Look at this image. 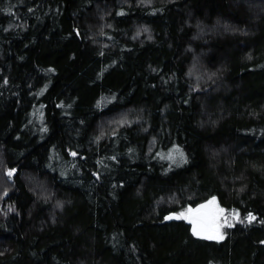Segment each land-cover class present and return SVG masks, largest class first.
<instances>
[{"label":"trees","instance_id":"1","mask_svg":"<svg viewBox=\"0 0 264 264\" xmlns=\"http://www.w3.org/2000/svg\"><path fill=\"white\" fill-rule=\"evenodd\" d=\"M0 264H264V0H0Z\"/></svg>","mask_w":264,"mask_h":264},{"label":"snow or ice","instance_id":"2","mask_svg":"<svg viewBox=\"0 0 264 264\" xmlns=\"http://www.w3.org/2000/svg\"><path fill=\"white\" fill-rule=\"evenodd\" d=\"M73 155H75V153H73ZM182 155V154H181ZM169 159L173 158L171 155H169L168 157ZM14 170H10L8 172V175L11 176L13 174ZM216 201L215 198H213L212 200L208 201L207 204L204 205H200L197 209H188V215L187 216H183V214L181 216H176L175 218L180 219V218H188V217H193L192 219V223H193V234L197 235V236H201L203 235L204 238L206 239H210V240H220L223 239V236L220 235L218 229L214 232V233H209V234H205V229L203 228L202 224H200L198 222V216L199 214L202 213L203 210L208 209L209 206L211 205H215ZM219 214H223V209H217L216 210ZM233 218H238L239 214L238 213H233ZM173 217H167V219H172ZM253 219H255V217H253L251 214H249L248 216V221L251 222ZM225 220L227 221V217H225Z\"/></svg>","mask_w":264,"mask_h":264},{"label":"rangeland","instance_id":"3","mask_svg":"<svg viewBox=\"0 0 264 264\" xmlns=\"http://www.w3.org/2000/svg\"><path fill=\"white\" fill-rule=\"evenodd\" d=\"M121 119L122 118H120V117L110 119V120L106 121L104 125L101 126V129L103 127H107V126L110 127L112 125H115L116 123L120 122ZM36 194L41 195V197H43V193L40 191H37ZM191 209H193V208H191ZM195 209H197V208H195ZM217 209H221V208L216 204L209 206V208L207 209L210 212L209 213L210 214V222L208 224H206L203 220L198 219V222L200 224H202L203 228L205 229V234L214 233L218 229L220 235H222L223 229L225 227H227L226 225L228 224V222L231 218L230 214L228 212H226L225 210L223 211V214H219L216 211ZM185 215L186 216L188 215V210L185 212ZM225 217H227V221L225 220Z\"/></svg>","mask_w":264,"mask_h":264},{"label":"water","instance_id":"4","mask_svg":"<svg viewBox=\"0 0 264 264\" xmlns=\"http://www.w3.org/2000/svg\"><path fill=\"white\" fill-rule=\"evenodd\" d=\"M209 213L210 212L207 209L203 210L202 213L199 214L198 219H201L206 224H208L210 222V214ZM168 217H172V216L169 215ZM190 218H192V217H188L187 219H190Z\"/></svg>","mask_w":264,"mask_h":264}]
</instances>
